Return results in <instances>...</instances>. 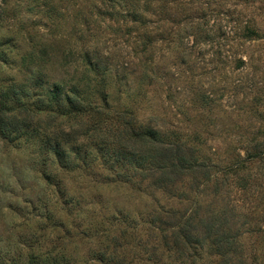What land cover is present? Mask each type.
Listing matches in <instances>:
<instances>
[{
  "label": "rangeland",
  "instance_id": "374dc122",
  "mask_svg": "<svg viewBox=\"0 0 264 264\" xmlns=\"http://www.w3.org/2000/svg\"><path fill=\"white\" fill-rule=\"evenodd\" d=\"M56 89L0 134L8 264H264V0H0V93Z\"/></svg>",
  "mask_w": 264,
  "mask_h": 264
},
{
  "label": "trees",
  "instance_id": "16d2710c",
  "mask_svg": "<svg viewBox=\"0 0 264 264\" xmlns=\"http://www.w3.org/2000/svg\"><path fill=\"white\" fill-rule=\"evenodd\" d=\"M134 11V10H133ZM133 15H136L135 12ZM49 95L47 99H35L33 102L29 103L25 100H19L17 98H12L9 96L10 92L0 93V134L3 135L4 138H7L9 140L14 139H20L23 136H27L30 134L32 136L38 135V128H31V130H28V127L31 126V124H27L28 118L27 116H24V112H31V111H43V110H55L57 109L61 113H66L68 111L73 110H81L85 107V103H81V100H78V97L76 98L74 95L76 94L75 91L70 90V92H67L66 94H63L61 90H48ZM78 90L77 94L78 95ZM21 99V98H20ZM29 106V107H27ZM16 107V108H15ZM48 107V108H47ZM19 112H16L17 110ZM15 121L17 123H15ZM137 132H132L130 136H134L133 139L135 140H141L142 144L145 141H157V139L161 138L159 136V131L154 130L152 128H141ZM39 137H45L46 140H44V143H47L48 147H52V150H47L50 153H54L55 157L59 159L62 163L72 164V160L70 158V155L72 153H76V150H64V148L61 146L60 142L56 141L53 144H50L51 136L49 134H44ZM44 138V139H45ZM43 140V139H41ZM43 143V144H44ZM63 148V150H62ZM61 149V150H59ZM125 149V148H124ZM80 152V150H78ZM134 152L136 150H127ZM152 150H143V153L150 152ZM124 150H118L116 151V154H123ZM77 154V153H76ZM130 155H135L131 153ZM46 156H49L47 154ZM136 156V155H135ZM144 158V155L141 156ZM139 158V157H138ZM11 264H15L14 260L12 259ZM30 263L31 264H58L57 258L50 255H31L30 256ZM0 264H8L5 256L0 253Z\"/></svg>",
  "mask_w": 264,
  "mask_h": 264
}]
</instances>
